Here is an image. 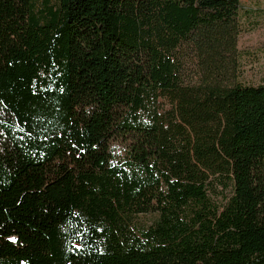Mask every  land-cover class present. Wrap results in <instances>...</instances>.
<instances>
[{"label":"trees","instance_id":"trees-1","mask_svg":"<svg viewBox=\"0 0 264 264\" xmlns=\"http://www.w3.org/2000/svg\"><path fill=\"white\" fill-rule=\"evenodd\" d=\"M247 10L0 0V264H264Z\"/></svg>","mask_w":264,"mask_h":264},{"label":"rangeland","instance_id":"rangeland-1","mask_svg":"<svg viewBox=\"0 0 264 264\" xmlns=\"http://www.w3.org/2000/svg\"><path fill=\"white\" fill-rule=\"evenodd\" d=\"M248 8L243 19V31L238 42L240 66L238 80L243 84L264 83V0H242ZM228 191L219 188L211 194L217 204L224 201ZM146 216H142L145 219Z\"/></svg>","mask_w":264,"mask_h":264}]
</instances>
